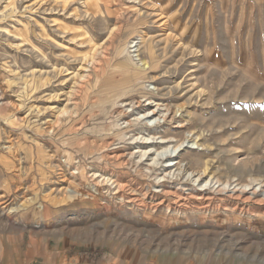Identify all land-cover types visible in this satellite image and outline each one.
Listing matches in <instances>:
<instances>
[{
    "label": "rangeland",
    "instance_id": "374dc122",
    "mask_svg": "<svg viewBox=\"0 0 264 264\" xmlns=\"http://www.w3.org/2000/svg\"><path fill=\"white\" fill-rule=\"evenodd\" d=\"M0 264H264V0H0Z\"/></svg>",
    "mask_w": 264,
    "mask_h": 264
},
{
    "label": "bare ground",
    "instance_id": "6f19581e",
    "mask_svg": "<svg viewBox=\"0 0 264 264\" xmlns=\"http://www.w3.org/2000/svg\"><path fill=\"white\" fill-rule=\"evenodd\" d=\"M120 26V25H119ZM134 47V46H133ZM201 55V54H200ZM199 55V56H200ZM199 58V57H198ZM91 64V63H90ZM96 68V67H95ZM135 78V77H134ZM83 86V85H82ZM127 104V103H126ZM159 109V108H158ZM145 114V113H144ZM165 114V113H164ZM153 116V115H155L154 114V111H151V112H147L146 113V115L145 116H143V117H150V116ZM142 117V118H143ZM147 118H145V119H147ZM165 118V117H164ZM163 118V119H164ZM157 119V120H156ZM155 120L156 121H158L159 120V117H157ZM137 120V119H136ZM138 120H139V118H138ZM154 120V121H155ZM147 124V123H146ZM147 131V130H146ZM122 136V135H121ZM123 138L125 137V135H123L122 136ZM148 138V137H147ZM156 138L155 137H150L149 139H147L146 140V142H148L149 144H150V142L149 141H153V140H155ZM159 139H160V141H163V139L161 138V137H159ZM140 140V139H139ZM143 140V139H142ZM137 141V140H136ZM145 142V144H148V143H146ZM139 143V142H138ZM160 143H162V142H160ZM111 145V144H110ZM153 145H155V144H152L151 146H150V149H147V150H145V151H143V150H141V149H144V148H146V147H144V146H140V147H138V149L140 148V151H139V155H141V156H143V157H148L147 155L148 154H150V153H152V154H155L154 152H156L155 150H153ZM180 146V145H179ZM174 147V146H173ZM135 148V147H134ZM176 148V147H175ZM137 149V150H138ZM136 150V151H137ZM168 150V149H167ZM166 149H164V150H162L161 152H157L156 154H155V156H154V158H152V160H153V163H158V160L159 159H161V158H163L164 156H166L165 154H166V151H167ZM154 151V152H153ZM135 152V151H134ZM138 152V151H137ZM135 156V155H134ZM133 156V157H134ZM116 157V156H115ZM131 157H132V154H131ZM150 157V156H149ZM132 159V158H131ZM76 160H77V158H76ZM141 160V159H140ZM163 160V159H162ZM137 161V160H136ZM139 161V160H138ZM77 162V161H76ZM126 162V161H125ZM150 162V161H149ZM152 163V164H153ZM79 164V163H78ZM150 165V166H153V165ZM75 165H77L76 163H75ZM175 165V163H173L172 161H166V168H169V167H173ZM178 166V165H177ZM63 167V166H62ZM68 167V166H67ZM66 167V168H67ZM75 167V166H74ZM65 168V167H64ZM76 168V167H75ZM68 169V168H67ZM73 169V168H72ZM71 169V170H72ZM173 169V171H174V168H172ZM177 169V168H176ZM182 169V168H181ZM76 170V169H75ZM150 170V169H149ZM93 171H95V170H93ZM92 171V172H93ZM176 171V170H175ZM177 171H179V170H177ZM176 171V172H177ZM76 172H77V170H76ZM182 172V171H181ZM185 172V171H184ZM69 173H71V171L69 172ZM102 174V173H101ZM104 174V173H103ZM202 174V173H201ZM93 175V174H92ZM91 175V176H92ZM109 175V174H108ZM189 175V174H188ZM73 176V175H72ZM90 176V177H91ZM95 176V175H94ZM93 176V177H94ZM190 176V175H189ZM201 176V175H200ZM87 177H89V176H87ZM104 177V176H103ZM74 178H75V175H74ZM112 178V177H111ZM165 178V177H164ZM174 178V177H173ZM198 178H200V177H197V178H195V179H193V178H191V179H193L192 181H193V183H196L197 181H198ZM72 179H73V177H72ZM71 179V180H72ZM76 179V178H75ZM96 179V178H95ZM98 179V178H97ZM103 179H105V180H107L108 182H111L113 185H111V187H112V189H115L114 191L116 192L117 191V186L118 185H115V183L116 182H114L112 179H108L107 177L105 178H103ZM102 179V180H103ZM166 179H167V177H166ZM169 179V178H168ZM168 179H167V181H168ZM175 179V178H174ZM177 179V178H176ZM188 179V178H187ZM116 180V179H115ZM118 180V179H117ZM74 181V180H73ZM76 181H77V179H76ZM101 181V180H100ZM163 176H162V178H160V179H155L154 180V187H153V189H154V191L156 192V193H162V195H164L168 190H166L167 188H164V186H162L161 185V183H163ZM93 182H94V180H93ZM203 183V182H202ZM79 184V183H78ZM101 184V183H100ZM120 184V183H119ZM207 183H205L204 185H191V186H186V187H188V188H186V189H183V186L181 187V189H180V194H178V193H176V191L175 192H173L172 193V191L171 192H169V193H171L173 196H174V203H172L173 204V206H170L169 204L168 205H166L165 206V208H166V210L169 212V213H171L172 215H174L175 217H177V216H182V217H186V216H188V215H191V214H196V215H199V216H204V214H207V210L208 209H206L205 208V204H204V202L205 201H208L209 199H210V195H212L213 193L214 194H220V195H227V196H230V197H233V195H236V194H240L241 192L242 193H244V192H246V190L248 191V189H249V187H247V186H243V185H235V186H233V187H229V186H227V185H222V184H219V183H217V185H215V183H214V185H212L211 187H209L208 186V188H206V186L207 185H209V184H207ZM98 185V184H97ZM189 185V184H188ZM119 186H121V185H119ZM93 187V186H92ZM95 187V186H94ZM104 187V186H103ZM106 187V186H105ZM104 187V188H105ZM108 188V187H107ZM126 188V187H125ZM174 188V187H173ZM120 189V188H119ZM86 190V189H85ZM94 190V192H95V194H96V197H99L100 196V191H99V189H93ZM108 190H110V189H108ZM133 190V189H132ZM174 190V189H173ZM176 190H177V188H176ZM256 190V189H255ZM103 191V190H102ZM135 191V190H134ZM93 193V192H92ZM149 193V192H148ZM147 193V194H148ZM168 193V192H167ZM168 193V194H169ZM194 193H197V195H194ZM248 193V192H247ZM106 194V193H105ZM111 194V193H110ZM159 194V195H160ZM170 194V195H171ZM177 194V195H176ZM250 194V193H249ZM158 195V194H157ZM167 194H165L164 196H166ZM169 195V196H170ZM179 195H180V197H179ZM251 195H252V193H251ZM115 196V195H114ZM118 197H120V196H118ZM196 197V198H195ZM113 198H115V197H113ZM117 198V197H116ZM121 198V197H120ZM120 198H119V200H120ZM111 199V198H110ZM121 199H123V198H121ZM135 199V198H134ZM195 199H197L198 200V202H197V204L195 205V204H193L192 205V202H190V201H192V200H195ZM239 199V198H238ZM235 200V199H234ZM134 201V200H133ZM155 202V201H154ZM167 202V201H166ZM237 202V201H236ZM263 202V201H262ZM130 203V202H129ZM145 203V202H144ZM144 203H143V205H144ZM156 203V202H155ZM250 203V202H249ZM203 206V207H202ZM158 207V206H157ZM139 208V207H138ZM153 208V207H152ZM211 208V207H210ZM141 210V209H140ZM154 210V209H153ZM156 210V209H155ZM166 210H164V211H166ZM236 210V209H235ZM152 211V210H151ZM213 211V210H212ZM225 211V210H224ZM150 212V211H149ZM228 212V211H227ZM246 212V211H245ZM142 213V212H141ZM155 213V212H154ZM163 214V213H162ZM245 214V213H244ZM250 214V213H249ZM167 215V214H166ZM241 215V214H240ZM194 216V215H193ZM228 216H229V214H228ZM245 216V215H244ZM243 216V217H244ZM249 216V215H248ZM160 217V216H159ZM181 217V218H182ZM192 218V217H191ZM252 219L251 220H254V221H257V217H254V216H252L251 217ZM186 220H185V222L188 224L189 222H191V220H190V216L189 217H187V218H185ZM192 220H193V218H192ZM249 220V219H248ZM260 220V219H259ZM208 223V222H207ZM210 223V222H209ZM145 224V223H144ZM148 224V223H147ZM174 226V225H173ZM182 226V225H181ZM152 227V226H151ZM169 228V227H168ZM174 228V227H173ZM177 228V227H176ZM154 229V228H153ZM159 229V228H158ZM167 232V231H166ZM168 233V232H167ZM164 235V234H163ZM167 235V234H166ZM161 236V235H160ZM166 243V242H165ZM175 244V243H174ZM132 245V244H131ZM177 245V244H176ZM230 245V244H229ZM179 246V245H178ZM183 246V245H182ZM189 246V245H188ZM147 247V246H146ZM189 247H191V246H189Z\"/></svg>",
    "mask_w": 264,
    "mask_h": 264
}]
</instances>
